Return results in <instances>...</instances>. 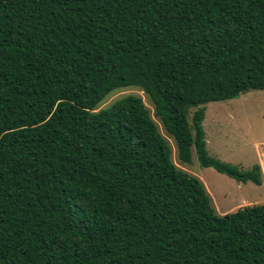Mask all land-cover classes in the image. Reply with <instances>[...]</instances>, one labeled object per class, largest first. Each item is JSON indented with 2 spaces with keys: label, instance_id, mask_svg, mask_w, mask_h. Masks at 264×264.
Here are the masks:
<instances>
[{
  "label": "trees",
  "instance_id": "obj_1",
  "mask_svg": "<svg viewBox=\"0 0 264 264\" xmlns=\"http://www.w3.org/2000/svg\"><path fill=\"white\" fill-rule=\"evenodd\" d=\"M206 105L264 90V0H0V264H264V204L217 216Z\"/></svg>",
  "mask_w": 264,
  "mask_h": 264
},
{
  "label": "rangeland",
  "instance_id": "obj_2",
  "mask_svg": "<svg viewBox=\"0 0 264 264\" xmlns=\"http://www.w3.org/2000/svg\"><path fill=\"white\" fill-rule=\"evenodd\" d=\"M128 96L143 100L171 149L172 162L179 170L201 182L217 216L223 217L246 206L264 204V90L251 91L233 100L207 104L203 123L208 155L242 173L252 172L259 166L261 185L240 183L214 168L202 167L194 148L191 161H181L175 139L167 132L160 118L156 117L150 96L139 88L126 87L113 92L96 111L108 108Z\"/></svg>",
  "mask_w": 264,
  "mask_h": 264
},
{
  "label": "crops",
  "instance_id": "obj_3",
  "mask_svg": "<svg viewBox=\"0 0 264 264\" xmlns=\"http://www.w3.org/2000/svg\"><path fill=\"white\" fill-rule=\"evenodd\" d=\"M250 206H252V205H250ZM247 207V206H246Z\"/></svg>",
  "mask_w": 264,
  "mask_h": 264
}]
</instances>
